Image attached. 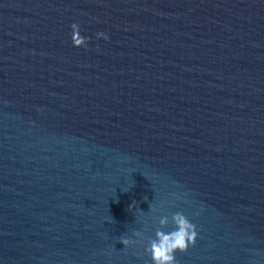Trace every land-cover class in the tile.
<instances>
[{
  "label": "water",
  "instance_id": "1",
  "mask_svg": "<svg viewBox=\"0 0 264 264\" xmlns=\"http://www.w3.org/2000/svg\"><path fill=\"white\" fill-rule=\"evenodd\" d=\"M176 212V264H264V0H0V264H152Z\"/></svg>",
  "mask_w": 264,
  "mask_h": 264
},
{
  "label": "clouds",
  "instance_id": "2",
  "mask_svg": "<svg viewBox=\"0 0 264 264\" xmlns=\"http://www.w3.org/2000/svg\"><path fill=\"white\" fill-rule=\"evenodd\" d=\"M71 44L75 48H87L89 37L80 34L77 23L71 24ZM97 38L107 39V35L102 32L96 33ZM127 190V189H123ZM135 203V202H133ZM132 205H130V208ZM174 225L171 231L155 232L154 237L147 243L144 251L150 256L152 264H176L175 253L184 252L189 246L195 243L197 237L196 226L190 222L181 212H176L171 217ZM160 224L168 223L167 217L160 218ZM135 236L141 237L140 232H135ZM124 247L134 243L129 238H120L119 241Z\"/></svg>",
  "mask_w": 264,
  "mask_h": 264
}]
</instances>
